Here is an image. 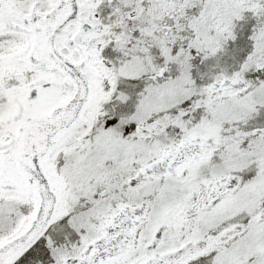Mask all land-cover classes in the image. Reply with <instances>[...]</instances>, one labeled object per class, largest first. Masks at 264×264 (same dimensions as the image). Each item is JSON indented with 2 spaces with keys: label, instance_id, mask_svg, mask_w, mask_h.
I'll return each instance as SVG.
<instances>
[{
  "label": "snow or ice",
  "instance_id": "snow-or-ice-1",
  "mask_svg": "<svg viewBox=\"0 0 264 264\" xmlns=\"http://www.w3.org/2000/svg\"><path fill=\"white\" fill-rule=\"evenodd\" d=\"M0 264H264V0H0Z\"/></svg>",
  "mask_w": 264,
  "mask_h": 264
}]
</instances>
